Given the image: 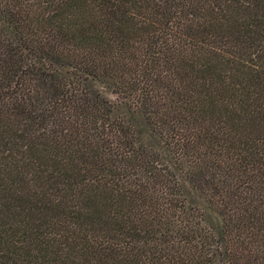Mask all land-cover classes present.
I'll return each mask as SVG.
<instances>
[{"label": "trees", "instance_id": "1", "mask_svg": "<svg viewBox=\"0 0 264 264\" xmlns=\"http://www.w3.org/2000/svg\"><path fill=\"white\" fill-rule=\"evenodd\" d=\"M257 67L264 0H0V264H264Z\"/></svg>", "mask_w": 264, "mask_h": 264}, {"label": "rangeland", "instance_id": "2", "mask_svg": "<svg viewBox=\"0 0 264 264\" xmlns=\"http://www.w3.org/2000/svg\"><path fill=\"white\" fill-rule=\"evenodd\" d=\"M240 47V71L243 76L247 77L251 76V66H250V52H252V48H249V44L246 38L242 39V41L239 43ZM256 74V77L258 79L257 82H259L257 85L252 84L250 86V97L254 95V99L252 100L250 98V101L248 104V109L250 110L252 114V118L250 121V127L254 133V136H256L258 139L264 141V92H263V86L262 81L264 80V69L262 68H256V71L254 72ZM102 93L111 101H115V95L112 94L108 89L101 88ZM252 94V95H251ZM252 103V104H251Z\"/></svg>", "mask_w": 264, "mask_h": 264}]
</instances>
